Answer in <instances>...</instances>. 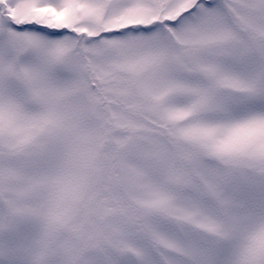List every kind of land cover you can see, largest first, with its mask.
I'll use <instances>...</instances> for the list:
<instances>
[{
	"label": "snow or ice",
	"instance_id": "6c2138e0",
	"mask_svg": "<svg viewBox=\"0 0 264 264\" xmlns=\"http://www.w3.org/2000/svg\"><path fill=\"white\" fill-rule=\"evenodd\" d=\"M0 264H264V0H0Z\"/></svg>",
	"mask_w": 264,
	"mask_h": 264
}]
</instances>
